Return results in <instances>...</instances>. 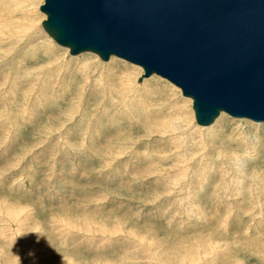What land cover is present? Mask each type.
<instances>
[{
    "label": "rangeland",
    "instance_id": "rangeland-1",
    "mask_svg": "<svg viewBox=\"0 0 264 264\" xmlns=\"http://www.w3.org/2000/svg\"><path fill=\"white\" fill-rule=\"evenodd\" d=\"M39 2L0 0V264H264V122L199 130L168 80L67 58Z\"/></svg>",
    "mask_w": 264,
    "mask_h": 264
},
{
    "label": "water",
    "instance_id": "water-1",
    "mask_svg": "<svg viewBox=\"0 0 264 264\" xmlns=\"http://www.w3.org/2000/svg\"><path fill=\"white\" fill-rule=\"evenodd\" d=\"M43 30L70 55L89 51L158 75L207 126L220 112L264 122V0H42Z\"/></svg>",
    "mask_w": 264,
    "mask_h": 264
},
{
    "label": "bare ground",
    "instance_id": "bare-ground-1",
    "mask_svg": "<svg viewBox=\"0 0 264 264\" xmlns=\"http://www.w3.org/2000/svg\"><path fill=\"white\" fill-rule=\"evenodd\" d=\"M41 3H42V0H40V2H39V4H38V9H39V5H40ZM40 25H41V23H40ZM41 28H42V27H41ZM42 29H43V28H42ZM44 32H45V31H44ZM4 33H5V32H4ZM45 33H46V32H45ZM41 36H42V35H41ZM41 36H40V37H41ZM38 38H39V37H38ZM38 38L34 39V41H35V40L37 41ZM52 40H53V39H52ZM32 41H33V40H32ZM57 45H58V44H57ZM59 46H60V45H59ZM61 47H62V46H61ZM67 49H68V48H67ZM66 54H67V55H66L67 58H69V57L71 56V55L69 54L68 51H67ZM97 56H98V55H97ZM99 59H100V58H99ZM112 59H113V56L111 55V56L108 58V61H110V62L112 61V62H113ZM100 60H101V59H100ZM102 61H103V60H102ZM106 61H107V60H106ZM108 61H107V62H108ZM141 70H142V68H141ZM139 72H140V71H139ZM141 73H142V71H141ZM151 75H152V74H151ZM142 80H143V78L141 79V81H142ZM137 81H138V79H137ZM141 81H138V82H141ZM171 84H172V83H171ZM174 86H175V85H174ZM177 88H178V87H177ZM179 91H180V90H179ZM180 94H181V92H180ZM187 102H188L189 105L191 106V99H190L189 97L187 98ZM191 108H192V107H191ZM193 113H194V112H193ZM223 113H225V112H220V113H219V115H218V119H219V120H218L217 122H222V121L226 120V118L223 116ZM245 119H247V118H245ZM214 120H215V119H214ZM214 120H213V122H214ZM242 120H243V119H242ZM248 120H249V119H248ZM251 121H252V120H251ZM213 122H212V123H213ZM212 123H211V124H212ZM194 124L197 125V124L195 123V120H194ZM174 125H175V124H174ZM209 125H210V124H209ZM207 126H208V125H207ZM207 126L197 125V127L199 128V130H202V131H203L205 128H207Z\"/></svg>",
    "mask_w": 264,
    "mask_h": 264
}]
</instances>
